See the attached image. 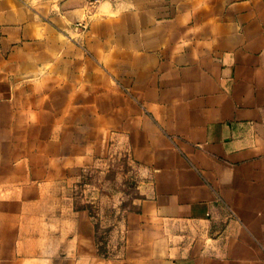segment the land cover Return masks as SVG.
I'll use <instances>...</instances> for the list:
<instances>
[{
    "label": "crops",
    "instance_id": "1",
    "mask_svg": "<svg viewBox=\"0 0 264 264\" xmlns=\"http://www.w3.org/2000/svg\"><path fill=\"white\" fill-rule=\"evenodd\" d=\"M113 148L150 178L108 254ZM0 264H264V0H0Z\"/></svg>",
    "mask_w": 264,
    "mask_h": 264
},
{
    "label": "rangeland",
    "instance_id": "2",
    "mask_svg": "<svg viewBox=\"0 0 264 264\" xmlns=\"http://www.w3.org/2000/svg\"><path fill=\"white\" fill-rule=\"evenodd\" d=\"M150 176L128 152L113 148L90 167L77 183L75 193L90 201L98 220L102 250L117 254L123 241L119 227L125 215L139 208Z\"/></svg>",
    "mask_w": 264,
    "mask_h": 264
},
{
    "label": "built area",
    "instance_id": "3",
    "mask_svg": "<svg viewBox=\"0 0 264 264\" xmlns=\"http://www.w3.org/2000/svg\"><path fill=\"white\" fill-rule=\"evenodd\" d=\"M90 4H96V3H99L100 1L102 0H87Z\"/></svg>",
    "mask_w": 264,
    "mask_h": 264
}]
</instances>
